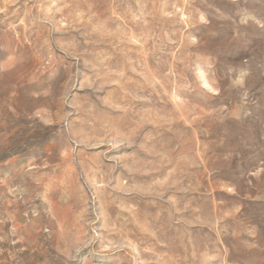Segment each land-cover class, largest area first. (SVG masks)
<instances>
[{
	"label": "rangeland",
	"instance_id": "1",
	"mask_svg": "<svg viewBox=\"0 0 264 264\" xmlns=\"http://www.w3.org/2000/svg\"><path fill=\"white\" fill-rule=\"evenodd\" d=\"M0 264H264V0H0Z\"/></svg>",
	"mask_w": 264,
	"mask_h": 264
}]
</instances>
